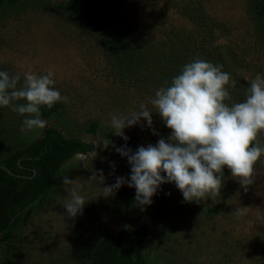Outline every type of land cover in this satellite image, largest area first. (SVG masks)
Listing matches in <instances>:
<instances>
[{"label": "rangeland", "instance_id": "1", "mask_svg": "<svg viewBox=\"0 0 264 264\" xmlns=\"http://www.w3.org/2000/svg\"><path fill=\"white\" fill-rule=\"evenodd\" d=\"M256 1L101 0L95 21L103 23L96 31L85 29L61 10L64 0L0 5V71L19 74L21 83L25 73L51 71L54 87L68 102H59L61 110L46 128L92 146L88 154H76L65 163L48 198L22 220L13 241L15 264L77 262L104 231L135 228L149 216L153 222L145 252L166 264H264V155L254 166L252 184L241 187L239 178L225 167L220 194L200 203L185 202L174 183L161 185L143 210L135 202V188L127 184L107 198L102 192L117 177L131 174L127 159L116 151L115 143L124 140L114 135L113 115L127 116L139 111L141 104L153 111L151 129L141 120L124 130L128 148L135 152L170 135L149 98L185 64L203 59L222 65L237 82L229 89V103L242 102L250 81L257 74L264 77V19L255 15ZM196 10L211 25L219 26L210 52L188 53L176 47L184 37L194 43L209 37L207 29L190 15ZM113 25L131 35L135 62L122 61L115 49L106 46L103 27ZM22 121L11 108L0 107V159L10 154L12 141L43 130L21 132ZM92 122L100 126L94 136L85 132ZM258 142L264 147V133ZM65 176L77 180L79 194L86 201L82 214L75 218L64 209L73 187L62 184ZM4 252L2 243V263Z\"/></svg>", "mask_w": 264, "mask_h": 264}, {"label": "clouds", "instance_id": "2", "mask_svg": "<svg viewBox=\"0 0 264 264\" xmlns=\"http://www.w3.org/2000/svg\"><path fill=\"white\" fill-rule=\"evenodd\" d=\"M236 83L222 65L203 59L185 64L170 83L149 98L170 135L135 152L126 145L117 148V153L127 159L131 174L102 187L103 197L114 195L127 184L135 188V202L143 210L151 205L161 185L174 183L185 202L200 203L220 194L225 167L232 177L239 178L241 187L252 184L254 166L264 155V147L258 142V136L264 133V77L257 74L250 81L242 102L229 103V89ZM54 84L51 71L46 75L25 73L23 83L19 74L10 76L0 71V107L11 108L23 117L21 132L45 129L48 121L41 118V109L68 102ZM153 114L141 104L139 111L127 116L113 115L114 135L127 142L124 130L141 120L151 129ZM62 184L73 185L64 209L75 218L82 214L86 201L79 194L77 180L65 176Z\"/></svg>", "mask_w": 264, "mask_h": 264}, {"label": "trees", "instance_id": "3", "mask_svg": "<svg viewBox=\"0 0 264 264\" xmlns=\"http://www.w3.org/2000/svg\"><path fill=\"white\" fill-rule=\"evenodd\" d=\"M19 0H0V5H14ZM101 0H64L59 8L68 12L77 23L89 31H96L103 21H95L101 12ZM255 15L264 19V0L253 5ZM184 13H186L184 11ZM195 22L207 29L209 37L194 43L189 37L181 38L177 46L182 51L210 52L214 50L215 32L218 25H211L202 11L191 13ZM105 44L115 49L122 61L135 62V46L129 34L119 26L103 27ZM192 50L191 52H189ZM121 52V53H120ZM135 55V56H134ZM61 110L56 103L51 109L42 108L41 118L49 121ZM100 129L99 123L92 122L85 130L94 136ZM112 138L111 134L107 135ZM14 146L9 155L0 159V244H4V263L15 264L12 256L13 241L25 216L42 204L57 185L67 163L76 154H88L92 146L82 140L63 135L55 128H45L12 141ZM117 148L126 147L125 141L115 143ZM212 211L211 209H208ZM153 217L143 219L135 228L123 227L117 231L106 230L95 238L85 249L79 261L68 260L66 264H166L159 261L154 253L145 252V242Z\"/></svg>", "mask_w": 264, "mask_h": 264}, {"label": "water", "instance_id": "4", "mask_svg": "<svg viewBox=\"0 0 264 264\" xmlns=\"http://www.w3.org/2000/svg\"><path fill=\"white\" fill-rule=\"evenodd\" d=\"M1 168L5 169L9 174L11 175H15L14 173H12L8 168H6L5 166L0 165Z\"/></svg>", "mask_w": 264, "mask_h": 264}]
</instances>
